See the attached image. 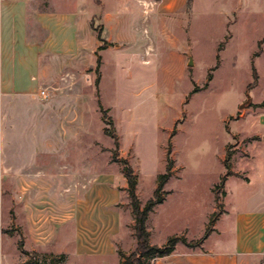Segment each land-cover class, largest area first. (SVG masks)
I'll return each mask as SVG.
<instances>
[{
  "label": "rangeland",
  "instance_id": "obj_1",
  "mask_svg": "<svg viewBox=\"0 0 264 264\" xmlns=\"http://www.w3.org/2000/svg\"><path fill=\"white\" fill-rule=\"evenodd\" d=\"M89 1L97 14L95 31L105 43L101 42L104 50H96L94 63L91 56L81 57L80 77L71 83L74 91L78 87L85 95V111L69 161L80 172L98 175L97 209L103 186L109 191L104 194L106 213L97 220H106L117 235L109 236L106 227L88 234L82 227L80 247L110 240L117 257L91 258L82 252L79 259L66 254L25 257L18 249L24 244L21 228L13 223L12 206L4 194L6 180L0 178V264H121V253L129 254L136 242L121 160L129 162L137 177L142 206L153 198L169 164L172 167L162 193L166 201L148 220L158 244L186 231L191 239L204 236L224 212L216 197L223 202L219 185L226 171L221 161L229 138L225 125L235 121V131L236 122L249 112L264 109V0H184L185 12L158 14L152 20L148 14L154 6L160 12L169 10L174 0H157L149 10H139L134 0ZM38 3L41 9L51 6V0ZM67 4L62 5L71 9ZM103 4L108 13L105 25ZM136 13L142 14L139 19ZM16 135V143L22 144L21 132ZM38 136H48L51 142L61 137L56 130ZM249 140L236 137L226 152L232 159L246 160ZM50 150L39 153V160L56 154L53 147ZM240 196L233 193L232 199L243 208Z\"/></svg>",
  "mask_w": 264,
  "mask_h": 264
},
{
  "label": "crops",
  "instance_id": "obj_2",
  "mask_svg": "<svg viewBox=\"0 0 264 264\" xmlns=\"http://www.w3.org/2000/svg\"><path fill=\"white\" fill-rule=\"evenodd\" d=\"M134 1L140 4L139 10L141 7L149 10L157 2ZM183 1L174 0L175 5L161 12L154 6L148 17L152 20L158 14H181L185 12ZM38 2L0 0V178L6 180L4 194L12 206L13 223L21 228L23 251L18 249L29 259L33 254L35 257L66 254L79 259L81 252L85 257L116 258L110 240L103 244L93 240L89 247H80L82 227L89 230L88 234L94 233L96 227L109 229V236L116 234L106 220H97L106 213L104 194L108 190L103 186L100 191L103 194L98 199L102 205L97 209L98 175L80 172L69 161L70 148L79 137L85 111V95L78 87L74 91L71 83L80 77L81 57L91 56L94 63L96 50L103 47L93 24L97 14L88 6L89 0H51L50 8L44 9ZM93 2L96 4V0ZM146 2L151 6H143ZM63 3H70L72 8ZM102 6L105 25L108 13ZM43 89L47 98L39 95ZM232 122L225 125L229 138L221 157L226 171L221 177L224 200L219 203L224 212L199 246L179 243L173 254L157 258L151 264H264V109L249 112L245 120L236 122L235 131L231 130ZM51 130L59 131L61 137L51 142L48 136H38ZM17 131L23 137L22 144L16 143ZM236 137H249L247 159L235 156L232 159L230 155L226 163L229 155L226 147ZM52 147L56 154L39 160V153L48 154ZM233 193L241 195L238 199L243 208L236 205ZM134 226L133 217L135 236ZM147 229L154 246L161 247L171 238L158 244L148 221ZM177 236L196 242L205 234L196 239L188 237L187 231Z\"/></svg>",
  "mask_w": 264,
  "mask_h": 264
},
{
  "label": "trees",
  "instance_id": "obj_3",
  "mask_svg": "<svg viewBox=\"0 0 264 264\" xmlns=\"http://www.w3.org/2000/svg\"><path fill=\"white\" fill-rule=\"evenodd\" d=\"M99 40L103 42L102 35L99 33L98 35ZM101 50L104 49L103 47L100 48ZM259 54L256 55L258 57ZM98 63H100V58ZM257 76H254V82L251 84L252 86L256 83ZM105 133L110 135L109 130L105 129ZM113 139L115 136L110 135ZM118 144V142H116ZM230 160V154L227 156L226 163ZM122 163L125 164V178L127 180L128 185V195L130 199V204L132 208V212L134 215L135 220V237L137 240V247L136 249L131 252L130 254L121 253L122 262L121 264H151V262L157 258H164L170 256L175 251L177 245L179 243H184L189 247H196L199 246L200 243L206 238L209 233V228L207 229L204 238L196 242H188L186 238L183 236H174L168 239L167 243L161 247L154 246L150 243V233L147 229V221L150 213H152L156 206L162 204L165 201L164 196H162L164 186L171 178V171L172 167L169 164L168 170L166 174L160 176L157 188L154 192L153 198L150 199L145 206H142V203L139 199L137 193L138 181L137 177L134 174L132 167L129 165L127 160H121ZM228 168V166H227ZM223 179L221 180V184L219 185L222 188ZM216 205L217 207L220 206L218 198L216 197ZM216 212L212 215L213 218L216 216ZM213 220L210 221V224ZM19 249L23 251V243L19 244ZM37 256L36 254H33Z\"/></svg>",
  "mask_w": 264,
  "mask_h": 264
},
{
  "label": "built area",
  "instance_id": "obj_4",
  "mask_svg": "<svg viewBox=\"0 0 264 264\" xmlns=\"http://www.w3.org/2000/svg\"><path fill=\"white\" fill-rule=\"evenodd\" d=\"M39 95H40V97H42V98H47L48 97V93H47V91L46 90H41L40 92H39ZM0 249H1V247H0Z\"/></svg>",
  "mask_w": 264,
  "mask_h": 264
},
{
  "label": "water",
  "instance_id": "obj_5",
  "mask_svg": "<svg viewBox=\"0 0 264 264\" xmlns=\"http://www.w3.org/2000/svg\"><path fill=\"white\" fill-rule=\"evenodd\" d=\"M192 65V61L190 62V66Z\"/></svg>",
  "mask_w": 264,
  "mask_h": 264
}]
</instances>
